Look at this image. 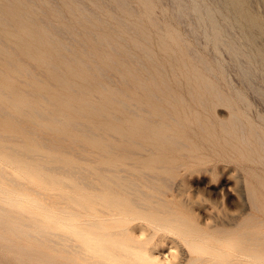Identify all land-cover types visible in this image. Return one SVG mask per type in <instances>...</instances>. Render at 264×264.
Here are the masks:
<instances>
[{
	"label": "bare ground",
	"instance_id": "6f19581e",
	"mask_svg": "<svg viewBox=\"0 0 264 264\" xmlns=\"http://www.w3.org/2000/svg\"><path fill=\"white\" fill-rule=\"evenodd\" d=\"M140 2L148 24L161 30L165 57L184 71L190 96L205 107L225 104L229 113L219 124L229 145L240 158L264 163L259 126L202 72L211 67L181 45L180 35L156 21L151 0ZM222 2L248 39L264 36V21L249 0ZM43 3L50 14L26 0H0V241L41 264H264V220L255 212H245L230 227L222 221L203 227L167 197L172 174L182 165L168 153L193 149L184 124L167 108L173 104L160 87L161 64L129 0H110L128 15L110 14L116 27L87 3L62 0L86 43L61 20L58 3ZM192 8L205 12L212 40L220 41L211 10L198 3ZM73 41L80 45L73 47ZM257 53L264 65V51ZM235 99L244 102L241 94ZM244 184L243 205L259 211L256 190ZM170 241L181 246L178 254L164 253Z\"/></svg>",
	"mask_w": 264,
	"mask_h": 264
},
{
	"label": "rangeland",
	"instance_id": "374dc122",
	"mask_svg": "<svg viewBox=\"0 0 264 264\" xmlns=\"http://www.w3.org/2000/svg\"><path fill=\"white\" fill-rule=\"evenodd\" d=\"M26 1L34 4L37 8L43 9L47 12V14H50L49 8L44 6V3L41 4L43 0H37L38 2L35 0V3L34 0ZM79 1L84 4L87 3L86 5L89 9L94 8L96 11H100L99 14L107 19L106 24L109 26L112 25L116 27L115 20L109 17L110 14H116L126 18L128 17V15L121 12L119 8L112 6L110 0ZM249 1V5H251L249 8H251L252 11L254 10L255 13H257V15H259L264 21L263 1ZM129 2L132 4L134 13L137 14L136 16L142 19V22L144 21L143 25L149 31L152 56L156 62L158 60V63L161 64L162 69L158 73L165 82V84L163 82L160 87L163 86V92L166 94L165 96H168V99L172 101L171 104H173L174 108L172 105L169 106L164 102H159L158 105L165 107L167 105V108L175 113L176 117H178L182 124H184V127L182 126L183 128L181 127V129H183V131L185 130L184 134L188 137L185 138L188 144H190V147L193 149L192 153L186 152L184 155L180 153L178 154L177 151H171L172 153H168L169 158L172 161L174 160L176 163L182 165H179V167H181H178L179 169L176 168L174 174H172V180L174 183L172 182L170 190L167 191V197L172 198L179 204L180 209L185 210L187 214L196 219L203 227H206L207 224H212L215 221H222L229 227L233 226V223L239 221L245 215V212L248 211L255 212L261 219L264 220V163L260 161H253L248 158H240L238 150L229 145L228 142H232V140H228L229 138L223 134L219 124L220 119L227 118L229 113L228 107L225 104H216L217 106H208L206 104L205 107L204 105L197 103V101L190 96L191 88L186 85V82L184 83V71L182 72L177 67L174 59L168 60L167 57H165L164 52L159 47V32L161 30L148 24L145 19L144 8L141 6L140 0H129ZM151 2L154 5L153 16L156 21H158V23L165 28L175 30L181 37V45H184V47L187 46L195 56L202 58L211 67V71L202 70V72L206 74L210 80L212 79L220 91L232 98L235 106H237L239 110L244 111V117H248L249 122L255 124L257 127L259 126L258 129L264 136V65L261 60H259L257 53L258 50L264 51V36L258 35L253 40L248 39V33L245 31L243 25L229 12L222 0H151ZM195 3H198L201 6H207L211 10L214 22L219 27L221 32L220 41L215 42L214 39L212 40L210 22L207 21L208 19L204 11H196L192 8ZM51 4L54 5V8H57V5H60L57 10H62L63 12L60 11V14H64H62L63 17L61 20L67 23L69 27H72L74 31L79 30L78 32H75L76 36H78V40H84L85 43L88 42L84 32L81 31L82 28L80 24L77 22L75 16L66 10L62 0H57V2L55 0H51ZM111 9L113 11H111ZM70 17L72 19H69ZM110 21L111 23H109ZM148 25H150V27ZM59 35L61 34H58V36ZM83 37L84 39H82ZM61 39L67 43L71 42L69 38L62 37ZM166 42L178 51L179 47L176 46L172 40L168 38V40L166 39ZM71 45H74L73 47H77L80 44L78 41H73ZM234 50L239 52L238 55H234ZM178 56L180 58L182 57L187 62L190 60L193 61L190 56L183 54H179ZM144 59L145 60L143 61L145 64L150 67V61L146 58ZM141 75L142 78H146L148 73L146 71L143 73L142 71ZM173 78L174 80H172ZM180 80L182 82H180ZM118 85H121L123 88L121 83H118ZM229 92L232 93V95ZM237 93L244 97V102L241 100L238 102V99H235ZM241 105L245 109L242 108ZM178 107L180 112L178 111ZM180 108L182 110H180ZM184 111L187 115H185L186 113ZM199 113H201V115ZM196 116L199 117L203 125L208 126V130L211 131L210 135H207L206 132L199 129L200 125H197L195 120ZM199 141L200 143H198ZM245 182L249 183V185L256 190L257 201L260 205L259 211L251 209L248 204L243 205V197L241 194L242 190H244ZM169 249H171V253L178 254L181 250V246L175 241H170L169 243H165L163 245L164 253H167ZM0 260V264H41V261L37 259L34 260L32 257H21L19 252L1 241Z\"/></svg>",
	"mask_w": 264,
	"mask_h": 264
}]
</instances>
